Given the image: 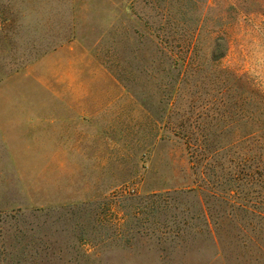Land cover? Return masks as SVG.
<instances>
[{"label": "rangeland", "instance_id": "374dc122", "mask_svg": "<svg viewBox=\"0 0 264 264\" xmlns=\"http://www.w3.org/2000/svg\"><path fill=\"white\" fill-rule=\"evenodd\" d=\"M192 32L198 67L185 71L160 55L159 40L180 55ZM71 41L76 48L59 49ZM217 44L227 49L223 58L213 54ZM77 71L93 78L89 100L81 92L65 96L60 81L41 80ZM237 76L264 94V0H0V170H11L8 134L23 155V139L11 134L24 119L21 106L46 110L89 101L97 112L106 107L97 120L105 118L111 131L110 142H97V156L68 161L29 156L26 148L34 169L70 163L59 172L76 197L49 206H0V264H264V102ZM180 119L202 128L214 146L250 143L252 259L238 253L240 240L234 252L221 250L230 242L225 224L217 246L200 219L178 222V231L163 218L137 234L139 224L123 227L124 190L145 196L191 185L185 144L172 132ZM7 179L0 189L15 192L14 177ZM188 201L166 217L181 210L190 217L196 211Z\"/></svg>", "mask_w": 264, "mask_h": 264}, {"label": "trees", "instance_id": "16d2710c", "mask_svg": "<svg viewBox=\"0 0 264 264\" xmlns=\"http://www.w3.org/2000/svg\"><path fill=\"white\" fill-rule=\"evenodd\" d=\"M188 38L186 47L183 48L180 55L172 54V50H169L159 40L160 55L168 54V58L180 63L181 68L185 71L189 69V65L195 69L198 67V64L194 63L198 34L192 32ZM226 52L227 49L219 44L215 45L213 49V54L218 53V59L223 58ZM243 78L237 76V82L241 84L244 82L246 89L250 88L249 93L263 103L264 94L255 89L247 77ZM241 116L246 117V114H241ZM172 132L185 144L189 175L192 178L191 185L145 196L138 195L134 190H124L123 227L126 226L127 228L128 224H139L140 227L135 230L137 234L140 229H142L141 231L145 229L144 225L151 219L163 218L162 223L168 224L169 221L176 226L178 231L180 230L178 222L185 224L187 218L190 221L200 219L206 225L208 234L213 236V242L217 246L218 241L214 238L217 237L218 239V232L222 230L225 224L229 228L222 230V232L230 242L221 250L234 252L240 240L242 254L240 251L238 253L242 256L247 253L252 259L253 254L250 252L252 251V244H254V229L251 196L254 184L255 156H251L250 143L241 141L236 145L214 146L204 139L202 128L191 125L185 127L182 119L173 124ZM232 148L235 149L236 155L218 156L220 151L229 152ZM260 149L262 150V147ZM259 160L261 166L264 156H259ZM260 175L263 183L264 173L262 172ZM189 196L192 197L191 208L196 212L193 213L192 211L193 214L187 217L184 216V213L187 214V212L181 210L178 214H173L172 217H166L172 210L176 211L180 206L189 204ZM186 208L184 206V211ZM156 222L158 223L159 220ZM134 229L130 231H134ZM231 242L234 243L232 248L229 247Z\"/></svg>", "mask_w": 264, "mask_h": 264}, {"label": "crops", "instance_id": "0c3cea01", "mask_svg": "<svg viewBox=\"0 0 264 264\" xmlns=\"http://www.w3.org/2000/svg\"><path fill=\"white\" fill-rule=\"evenodd\" d=\"M77 45L76 42L71 41L59 49H72ZM29 70L34 74L31 66H29ZM21 74L17 72L10 75L9 79L16 78ZM37 79L39 80V78ZM41 80L62 82V91L65 96H75L77 92H81L79 95L83 96V99L87 97L89 100L90 90L94 95L93 84L90 86V81H93V78L88 72H68L60 74V77L52 76L41 78ZM51 86L49 84L47 88ZM31 90L28 94H22L30 96ZM100 109L102 107H99L98 111L100 112H97L96 105L90 104L89 101L87 104H66L61 107H48L46 110H39L34 105L21 106L19 112H24L25 115L24 119H20L16 124L19 126L18 132H12L11 128L9 131L13 137L19 136V139H23L21 142L24 144L23 155L20 145V150L16 154L17 143L7 133L10 139H4V141L7 142L9 148H13L11 170L7 174L0 170V186L7 183V178L14 177L16 190L12 192L8 187H1L0 206L3 204L11 208L22 207L26 204L49 206L72 202L76 193H73L72 189L70 190L68 187L66 189V183L61 181L62 171L71 169V164L69 163L66 167L55 165L57 168H54L53 163H49L44 169H34L31 160L26 157V148L30 149L29 156H63L68 161V156H97V142L105 144L106 141L110 142L111 140V131L105 127V118L97 120V118H101L99 114L102 112L105 117L106 107H103L104 110ZM108 124L110 128V123L108 122ZM0 154L3 156L1 152ZM55 160L53 159V161ZM59 169L62 171L59 172ZM70 185V182L67 183V186L70 187Z\"/></svg>", "mask_w": 264, "mask_h": 264}]
</instances>
